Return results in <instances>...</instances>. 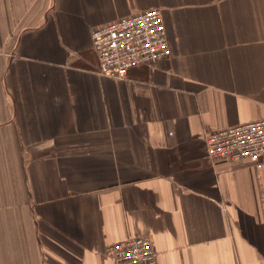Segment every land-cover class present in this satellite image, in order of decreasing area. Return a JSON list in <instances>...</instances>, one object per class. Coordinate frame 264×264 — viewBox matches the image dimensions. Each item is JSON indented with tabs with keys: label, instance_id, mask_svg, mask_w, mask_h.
<instances>
[{
	"label": "crops",
	"instance_id": "obj_1",
	"mask_svg": "<svg viewBox=\"0 0 264 264\" xmlns=\"http://www.w3.org/2000/svg\"><path fill=\"white\" fill-rule=\"evenodd\" d=\"M156 7L168 58L98 74L91 31ZM264 118V0H0V264H264V156L206 134Z\"/></svg>",
	"mask_w": 264,
	"mask_h": 264
},
{
	"label": "built area",
	"instance_id": "obj_2",
	"mask_svg": "<svg viewBox=\"0 0 264 264\" xmlns=\"http://www.w3.org/2000/svg\"><path fill=\"white\" fill-rule=\"evenodd\" d=\"M97 72L124 79L128 70L168 58L171 49L159 8L152 7L112 20L91 31ZM206 153L211 162L264 156V118L240 122L206 134ZM105 253L114 264H155L156 252L149 236L128 237L109 244Z\"/></svg>",
	"mask_w": 264,
	"mask_h": 264
}]
</instances>
